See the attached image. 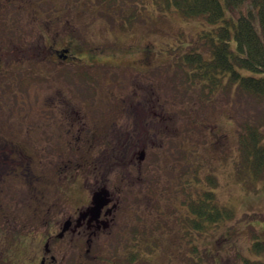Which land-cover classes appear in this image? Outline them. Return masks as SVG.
<instances>
[{"label": "flooded vegetation", "instance_id": "flooded-vegetation-1", "mask_svg": "<svg viewBox=\"0 0 264 264\" xmlns=\"http://www.w3.org/2000/svg\"><path fill=\"white\" fill-rule=\"evenodd\" d=\"M57 9L0 0V264H73L75 247V264H88L93 232L117 218L123 190L152 178L145 149L164 108L151 86L115 73L124 66L152 84L147 48L123 63L76 52L71 33L59 41L48 26ZM29 219L43 228L26 230Z\"/></svg>", "mask_w": 264, "mask_h": 264}, {"label": "rangeland", "instance_id": "rangeland-1", "mask_svg": "<svg viewBox=\"0 0 264 264\" xmlns=\"http://www.w3.org/2000/svg\"><path fill=\"white\" fill-rule=\"evenodd\" d=\"M56 8L61 16L48 26L57 29L59 41L71 33L76 52L103 53L108 60L123 63L126 58L136 60L147 48L152 84L124 66L115 73L121 75L125 86L137 84L139 91L151 86L153 100L159 103L158 108H164V122L155 124L156 133L145 149L152 158L148 188L139 182L123 190L117 218L93 232L88 264H105L97 258L103 255L124 260L131 252L132 239L133 251L141 260L136 264H243L244 258L264 264V185L243 170L238 173L235 162L237 122L263 117L264 99L230 87L200 102L191 92L178 94L175 89L179 86L173 89L179 79V73L174 72L175 58L188 48V40L201 26L200 19L183 17L166 0H56ZM121 24L129 31L122 30ZM86 41L90 46L79 44ZM138 96L145 98L142 93ZM130 117L136 118L132 111ZM129 128L136 132L139 124ZM203 190L212 191L220 205L234 212L197 238V251L192 252L194 244L181 219L185 217L186 195L202 196ZM26 223V230L44 226L34 219ZM254 239L261 241L263 248H251ZM81 245L83 250L86 245L83 241ZM79 251L77 247L73 250V264ZM201 258L209 259L203 262Z\"/></svg>", "mask_w": 264, "mask_h": 264}, {"label": "trees", "instance_id": "trees-1", "mask_svg": "<svg viewBox=\"0 0 264 264\" xmlns=\"http://www.w3.org/2000/svg\"><path fill=\"white\" fill-rule=\"evenodd\" d=\"M249 1L166 0L183 17L201 21L199 30L186 44L188 48L175 58L174 72L179 73V79L173 89L179 86L180 89H175L178 94L191 92L198 101L204 102V98L223 88L234 87L264 99V0ZM236 154L237 172L243 170L264 185V116L237 122ZM185 204V217L181 223L194 244L191 245L192 252L197 251V238L219 226L225 218L232 217L234 212L232 208L220 205L210 190H203L202 196L198 197L187 194ZM251 248L260 250L263 244L254 239ZM97 258L105 264H134L137 254L132 251L122 261L113 256ZM191 258L195 263L194 256ZM208 259L201 258L203 262ZM242 260L243 264H262L256 260Z\"/></svg>", "mask_w": 264, "mask_h": 264}]
</instances>
